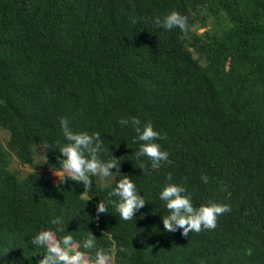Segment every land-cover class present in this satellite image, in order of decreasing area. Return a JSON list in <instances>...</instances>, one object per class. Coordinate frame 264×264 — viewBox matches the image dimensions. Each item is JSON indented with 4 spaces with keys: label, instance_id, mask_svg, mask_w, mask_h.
Masks as SVG:
<instances>
[{
    "label": "trees",
    "instance_id": "16d2710c",
    "mask_svg": "<svg viewBox=\"0 0 264 264\" xmlns=\"http://www.w3.org/2000/svg\"><path fill=\"white\" fill-rule=\"evenodd\" d=\"M172 11L187 33L154 23ZM131 117L153 124L170 163L137 159L142 142L119 123ZM61 118L100 134L102 161L119 158L146 202L133 220L109 203H119L115 170L91 176L89 190L10 168V156L35 168L38 151L59 171ZM0 132V264H36L43 230L127 249L114 264H264V0H0ZM168 183L196 208L231 210L214 230L165 232ZM100 201L108 211L97 216Z\"/></svg>",
    "mask_w": 264,
    "mask_h": 264
},
{
    "label": "clouds",
    "instance_id": "9594fccd",
    "mask_svg": "<svg viewBox=\"0 0 264 264\" xmlns=\"http://www.w3.org/2000/svg\"><path fill=\"white\" fill-rule=\"evenodd\" d=\"M154 23L165 30L179 28L181 32L187 33V17L176 11L170 12L163 19L156 17ZM122 126L131 125L137 134V140L142 142L136 153L137 159L147 157L151 161V169L161 167L162 163H170L169 153L161 149L160 144L155 141L163 139L159 132L154 130L153 124L149 121L141 126V121L136 117L121 119ZM60 125L63 136L68 143L59 150L58 158L60 165L57 179L60 183L71 180L75 183H82L84 187L91 190V176H99L107 179L113 175L120 174V160L112 156L108 161H102L99 153L103 149V141L99 133L88 134L87 132L74 133L68 126L67 119L61 118ZM46 160V155L44 156ZM141 169H146L141 164ZM145 174L147 172L145 171ZM122 179L116 184L111 196L119 197V203L109 201L116 208L124 221L133 220L135 213L144 207L145 200L137 193L136 185L127 175H121ZM167 179L172 180L171 173ZM204 183L208 182L206 175L201 176ZM159 199L166 202L169 215L162 219L165 232L175 233L181 229V235L188 237L190 232L202 230H214L217 227L218 217L230 212V206L225 204L209 203L196 208L193 206L190 194H186V188L174 183H168L159 194ZM108 205L100 201L96 205L97 216L106 214ZM54 225H61L59 218L51 221ZM56 231H65L63 226ZM96 238L89 232V235L81 244L72 235H64L62 238L56 236L52 230L40 231L31 241L33 245L46 249V254L36 264H114L115 252H127V249H104L96 247ZM81 247L86 251H81ZM95 249L94 255L91 251Z\"/></svg>",
    "mask_w": 264,
    "mask_h": 264
},
{
    "label": "rangeland",
    "instance_id": "374dc122",
    "mask_svg": "<svg viewBox=\"0 0 264 264\" xmlns=\"http://www.w3.org/2000/svg\"><path fill=\"white\" fill-rule=\"evenodd\" d=\"M5 137H6V134L3 132H0V138L3 144H5ZM10 158H11L10 168L19 176H24L28 174L29 172H31L32 170V171L42 174L44 177L48 178L55 185L59 183V180L56 177L59 171L50 169L45 164L43 158L41 157V154L38 151L36 152V159L38 163L36 167L33 169H30L27 166L19 163L18 160L14 156H10ZM102 180L105 181L104 179Z\"/></svg>",
    "mask_w": 264,
    "mask_h": 264
}]
</instances>
